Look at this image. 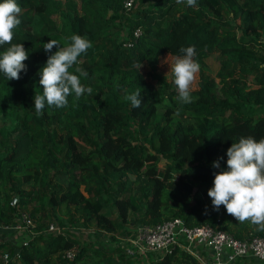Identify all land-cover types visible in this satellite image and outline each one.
Returning <instances> with one entry per match:
<instances>
[{
    "label": "trees",
    "instance_id": "16d2710c",
    "mask_svg": "<svg viewBox=\"0 0 264 264\" xmlns=\"http://www.w3.org/2000/svg\"><path fill=\"white\" fill-rule=\"evenodd\" d=\"M124 1L16 0L11 43L28 59L18 80L0 73V225L25 216L30 232L18 244L0 239V264H132L123 238L173 217L240 240L264 237L214 210L207 195L220 171L212 162L226 168L232 142L264 138V113L253 109L264 108V0H132L127 9ZM74 34L92 47L69 71L84 69L92 94L37 115L39 71L51 54L43 44L65 47ZM188 46L200 67L193 102L183 104L159 61ZM137 89L142 104L133 108L124 98ZM100 231L116 243L106 247ZM146 254L144 264H200L177 246Z\"/></svg>",
    "mask_w": 264,
    "mask_h": 264
},
{
    "label": "clouds",
    "instance_id": "9594fccd",
    "mask_svg": "<svg viewBox=\"0 0 264 264\" xmlns=\"http://www.w3.org/2000/svg\"><path fill=\"white\" fill-rule=\"evenodd\" d=\"M177 4L186 3L194 7L196 0H176ZM21 8L16 0H0V45H11L0 52V73L6 80H18L19 74L26 71L24 61L28 53L20 44H12L14 30L20 25ZM65 47H59L58 41L49 40L43 44L48 55L45 65L39 71V84L42 94L34 95V108L37 115L42 110L55 106L66 107L67 97L74 94L78 100L85 93L91 95L92 88L81 84L80 77H87V72L75 67L78 58L86 54L92 47L91 42L81 35H72ZM55 52H52L53 48ZM170 66V73L178 93L177 99L183 104L193 102L191 86L199 71V63L194 59V46L181 47ZM169 71V70H168ZM77 73L79 75H77ZM133 108L142 104L140 90L128 94L124 98ZM226 168L220 167L219 160L212 162V167L220 169L214 173L212 187L207 195L211 198L214 210L223 206L227 214L238 222H250L258 230H264V138L257 140L252 136L240 137L232 142L226 150Z\"/></svg>",
    "mask_w": 264,
    "mask_h": 264
},
{
    "label": "built area",
    "instance_id": "2783aa9c",
    "mask_svg": "<svg viewBox=\"0 0 264 264\" xmlns=\"http://www.w3.org/2000/svg\"><path fill=\"white\" fill-rule=\"evenodd\" d=\"M132 0L123 2L128 8ZM138 30H134L136 35ZM22 220L30 224V220L22 216ZM48 230L59 231L60 228L50 223ZM73 231V229H72ZM128 244L124 251L128 254L143 253L146 251H165L169 247L177 246L192 254L200 264H234L239 256L252 255L264 258V237L253 236L245 240L234 238L226 232L214 229L206 223L187 226L178 217L151 224H142L134 229L131 236L123 238ZM198 245H206L208 251L199 253ZM65 255L72 256V251L67 250Z\"/></svg>",
    "mask_w": 264,
    "mask_h": 264
},
{
    "label": "rangeland",
    "instance_id": "374dc122",
    "mask_svg": "<svg viewBox=\"0 0 264 264\" xmlns=\"http://www.w3.org/2000/svg\"><path fill=\"white\" fill-rule=\"evenodd\" d=\"M173 59L174 58L168 54H165L160 58L159 67H160V70L163 74V77L165 76L166 80H169L170 78H172L171 73H170V66L173 62ZM163 80L164 79L162 77H160L158 79L157 84L161 85ZM195 81H196V78H195L191 88L195 86ZM165 89H167V87ZM253 109H254L255 114L264 113V108H262V107L261 108L254 107ZM79 231H81V230H79ZM29 232H30V226L27 225V223H25L22 220L21 216L17 217L16 221L11 225H0V239L10 240L14 244H18L22 240L26 239ZM86 233H87L86 230L81 232V235L84 236L83 239L91 240L92 239L91 236L86 235ZM98 238L102 241V243L106 247H108V246L111 247L112 245H114L116 243V241L109 239V233H107L105 231L104 232L100 231ZM116 240L118 241V238ZM158 252L161 253V251H158ZM133 256L135 258H134V261L132 264H144L148 258L146 252L137 253Z\"/></svg>",
    "mask_w": 264,
    "mask_h": 264
},
{
    "label": "crops",
    "instance_id": "0c3cea01",
    "mask_svg": "<svg viewBox=\"0 0 264 264\" xmlns=\"http://www.w3.org/2000/svg\"><path fill=\"white\" fill-rule=\"evenodd\" d=\"M197 250L199 253L203 254L208 251V247L206 245H198ZM234 264H264V258L260 259L252 255H246L242 257L239 256V258L236 259Z\"/></svg>",
    "mask_w": 264,
    "mask_h": 264
}]
</instances>
